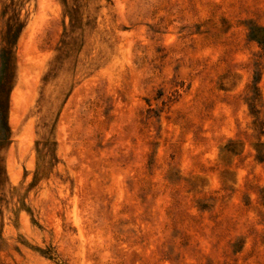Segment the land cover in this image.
Returning <instances> with one entry per match:
<instances>
[{
  "label": "rangeland",
  "instance_id": "1",
  "mask_svg": "<svg viewBox=\"0 0 264 264\" xmlns=\"http://www.w3.org/2000/svg\"><path fill=\"white\" fill-rule=\"evenodd\" d=\"M0 264H264V0H0Z\"/></svg>",
  "mask_w": 264,
  "mask_h": 264
}]
</instances>
